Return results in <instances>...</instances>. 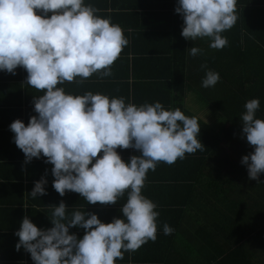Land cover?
<instances>
[{"label":"clouds","instance_id":"9594fccd","mask_svg":"<svg viewBox=\"0 0 264 264\" xmlns=\"http://www.w3.org/2000/svg\"><path fill=\"white\" fill-rule=\"evenodd\" d=\"M236 3L178 0L175 11L184 21L181 35L191 41L207 37L211 48H224L228 40L222 33L238 19ZM98 11L84 0H0V71L15 75L18 67L23 68L25 83L43 93L34 98L38 116H32L27 126L20 119L10 125L25 162L46 157L54 166L52 186L60 196L72 191L88 204L109 205L127 192L121 208L124 219L111 223L79 210L69 217L63 201L53 207L50 229H39L25 215L15 233L16 250L23 247L34 264H115L125 252L154 242L159 212L157 204L142 194L148 171L205 148L197 138L198 119L180 108L166 110L159 101L137 106L124 97L91 91L73 95L58 87L96 73L110 76L111 66L128 45L122 27ZM201 52L189 49L193 57ZM201 67L206 70L202 87H214L219 74L206 64ZM244 107L240 120L254 151L241 162L247 165L249 179L259 182L264 173V119L256 117L259 99L248 100ZM129 148L141 155L125 162L117 149ZM46 183L44 178L35 182L30 196L46 195ZM77 226L85 230L82 239L69 234V228ZM172 231L165 223L164 234Z\"/></svg>","mask_w":264,"mask_h":264},{"label":"crops","instance_id":"0c3cea01","mask_svg":"<svg viewBox=\"0 0 264 264\" xmlns=\"http://www.w3.org/2000/svg\"><path fill=\"white\" fill-rule=\"evenodd\" d=\"M84 2L97 8L98 15L119 24L129 43L111 66L110 76L96 73L82 82H65L58 87L73 95L91 91L110 98L124 97L126 103L137 106L159 101L166 110L180 108L185 115L198 119L197 138L205 147L172 165L160 162L155 171H148L142 194L157 204V238L137 251L125 252L124 259L115 264H228L227 252L220 253L228 235L240 244H248L251 254V258L237 255L232 264H264V173L259 182L251 180L247 165L241 162L254 147L247 142L240 120L251 99H259L256 117L264 119V71L249 80L247 73L234 68L236 50L230 30L222 33L228 40L224 48L213 49L209 38H197L187 40L183 54L179 34L183 25H179L184 21L174 6L178 1ZM191 47L202 52L193 57L189 54ZM203 64L219 74L214 87H202L206 71ZM15 73L0 71V264H34L23 247L16 250L19 237L15 233L25 215L39 229H50L53 207L63 201L69 217L79 210L95 213L101 222L111 223L114 218L124 219L121 208L127 202V192L116 204L109 205L88 204L72 191L60 196L52 186L54 166L46 162V157L25 162L10 125L20 119L27 126L32 116H38L34 98L43 93L25 83L26 70L18 67ZM235 89L237 105L227 109L228 104H235ZM214 99L221 103L220 114L212 112ZM236 116L237 125L226 133L230 118ZM212 132L220 137L218 150ZM117 151L125 162L141 155L133 148ZM42 178L47 181V194L34 199L29 193ZM165 223L173 229L169 235L163 232ZM217 229L219 238L213 239L212 231ZM69 234L82 239L85 230L70 227ZM212 242L218 255L213 261Z\"/></svg>","mask_w":264,"mask_h":264},{"label":"trees","instance_id":"16d2710c","mask_svg":"<svg viewBox=\"0 0 264 264\" xmlns=\"http://www.w3.org/2000/svg\"><path fill=\"white\" fill-rule=\"evenodd\" d=\"M178 1V0H172ZM178 6V5H174ZM237 9V21L235 25L230 29V34L233 35V40L231 44L235 47V61L236 66L240 71L247 73V78L252 80L255 76L260 74L262 70L264 71V0H237L236 3ZM184 25V22L179 26ZM182 28L179 29L181 48L186 49L187 39H185L182 35ZM238 55V58L236 57ZM231 65V64H230ZM233 95L235 104H228L226 108L233 107L237 105L238 98L237 94ZM209 100L207 99V102ZM227 104V103H226ZM223 106V109L225 108ZM212 112L215 114H220L221 103L219 100L214 99L211 103ZM224 111V110H223ZM238 122V117L230 118V127L225 132H230V129L235 127ZM204 129H207L203 126ZM211 139L214 143L217 144L216 148L218 150L219 144V135L212 132ZM232 209V208H231ZM230 209V211H231ZM212 238H219V231H212ZM214 241V240H212ZM248 244H240L238 241H235L233 235H228L226 240L225 248H221L220 253L227 252L226 260L228 264H232L234 258L238 256H243L244 258H251V254L247 251ZM216 247L212 242L211 254L212 261L218 257L216 255ZM224 249V250H223Z\"/></svg>","mask_w":264,"mask_h":264}]
</instances>
